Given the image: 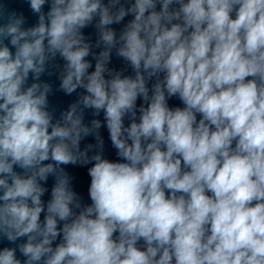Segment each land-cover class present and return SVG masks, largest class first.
<instances>
[{"label":"clouds","instance_id":"1","mask_svg":"<svg viewBox=\"0 0 264 264\" xmlns=\"http://www.w3.org/2000/svg\"><path fill=\"white\" fill-rule=\"evenodd\" d=\"M23 3L0 0V264H264V0Z\"/></svg>","mask_w":264,"mask_h":264},{"label":"water","instance_id":"2","mask_svg":"<svg viewBox=\"0 0 264 264\" xmlns=\"http://www.w3.org/2000/svg\"><path fill=\"white\" fill-rule=\"evenodd\" d=\"M8 2H9L11 7L24 11L25 15L28 17L29 25L35 22L36 18L34 16H32V14L28 11V6L26 3H23V0H8ZM85 32H86V34L89 32H92V29L91 28L86 29ZM113 66H115L117 68L120 67L121 62L114 59L113 60ZM42 79L50 80L54 85V89H55V87H58L59 81L56 79L55 76H53V77L44 76V77H42ZM75 98H76V94H73L72 96H66L62 92L55 91L54 94L49 97V100H50V103L52 105L57 106L59 109H63V108H66L70 102L75 100ZM178 103H179V101H177L175 99L170 101L171 105H177ZM104 135H105V137H107L106 130L104 131ZM108 155L112 159L116 158L115 154H114V150H112V149H109ZM79 174L81 176L79 189L85 193V199H87L86 186H87L88 180H87V177L85 176V174L83 173V170H80Z\"/></svg>","mask_w":264,"mask_h":264}]
</instances>
